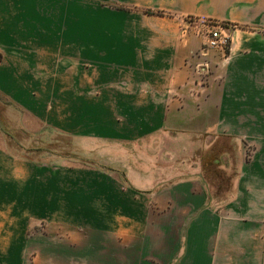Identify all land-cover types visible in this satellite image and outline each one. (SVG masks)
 Instances as JSON below:
<instances>
[{
    "label": "crops",
    "instance_id": "1",
    "mask_svg": "<svg viewBox=\"0 0 264 264\" xmlns=\"http://www.w3.org/2000/svg\"><path fill=\"white\" fill-rule=\"evenodd\" d=\"M188 17L231 49L194 57ZM0 52L13 125L85 160L0 140V264L40 225L129 263L264 264V0H0Z\"/></svg>",
    "mask_w": 264,
    "mask_h": 264
},
{
    "label": "rangeland",
    "instance_id": "2",
    "mask_svg": "<svg viewBox=\"0 0 264 264\" xmlns=\"http://www.w3.org/2000/svg\"><path fill=\"white\" fill-rule=\"evenodd\" d=\"M17 118V108L6 100L0 94V140L6 141L10 145L12 152L17 153V142L20 141L24 144L27 150L37 148L38 153L41 149L54 152H59L63 156H68L69 160L75 161H85L84 159H79L78 155L74 151L72 144H69L65 140H61V137L53 136L47 134L50 143L37 141L35 138L26 136L24 133H21L18 130V127L13 125L14 120ZM9 123V125L7 124ZM67 145V152L63 153L62 146ZM29 148V149H28ZM33 150H31L33 152ZM30 152H25L28 154ZM151 216L154 221L162 223L163 215L165 209L159 210L158 207H153L151 204ZM153 221V222H154ZM55 230H46L43 226H37L31 231V235L28 237L26 247L23 248L25 251L23 253L17 254V259L22 261L23 264H176L175 260L169 262H160L153 257L149 256L148 258L140 261L129 263L128 255L125 254V245H118V252L110 254V245L107 242L103 243L104 246L97 248V252L88 253L81 251V243L76 242L71 237H68L67 234L63 232H53ZM35 233L38 234L35 237ZM152 236H156L157 232L151 231ZM79 243V244H78ZM25 244V243H24ZM23 244V245H24ZM100 245V244H99ZM25 246V245H24ZM23 246V247H24ZM157 249V248H156Z\"/></svg>",
    "mask_w": 264,
    "mask_h": 264
},
{
    "label": "built area",
    "instance_id": "3",
    "mask_svg": "<svg viewBox=\"0 0 264 264\" xmlns=\"http://www.w3.org/2000/svg\"><path fill=\"white\" fill-rule=\"evenodd\" d=\"M188 23L199 22L203 29L200 31L205 38L204 46L193 56L194 57H204L209 50H220L222 52H228L231 49V44L229 42V36L224 32L226 28L222 23L207 20L203 18L194 19L193 17H188L186 19ZM203 70L199 75L200 85L205 86L208 84V64L202 65Z\"/></svg>",
    "mask_w": 264,
    "mask_h": 264
},
{
    "label": "trees",
    "instance_id": "4",
    "mask_svg": "<svg viewBox=\"0 0 264 264\" xmlns=\"http://www.w3.org/2000/svg\"><path fill=\"white\" fill-rule=\"evenodd\" d=\"M146 13H147V14H158V15L160 14V13H158V12L155 13V12H151V11H146ZM2 58H3V57H2V54H1V52H0V63H1V61H2Z\"/></svg>",
    "mask_w": 264,
    "mask_h": 264
}]
</instances>
